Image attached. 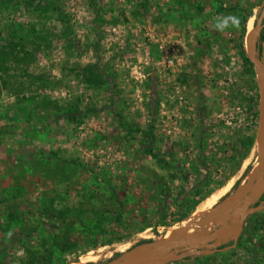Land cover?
Segmentation results:
<instances>
[{"label": "rangeland", "instance_id": "obj_1", "mask_svg": "<svg viewBox=\"0 0 264 264\" xmlns=\"http://www.w3.org/2000/svg\"><path fill=\"white\" fill-rule=\"evenodd\" d=\"M263 8L264 0H0V264H106L174 228L219 232L206 216L248 189L259 158L245 37ZM234 17L237 25L223 26ZM163 40L181 59L173 71L156 48ZM256 55L264 64V27ZM118 205L129 213L116 221ZM99 211L108 221L93 233ZM169 264H264V211L246 221L236 247Z\"/></svg>", "mask_w": 264, "mask_h": 264}, {"label": "water", "instance_id": "obj_2", "mask_svg": "<svg viewBox=\"0 0 264 264\" xmlns=\"http://www.w3.org/2000/svg\"><path fill=\"white\" fill-rule=\"evenodd\" d=\"M263 17L264 8L254 27L246 33L245 37L246 57L256 71V84L259 94V120L256 139L259 160L248 189L227 201L223 210L218 213L222 219L221 228L216 234H183L157 241L142 242L106 264H169L189 256L211 255L216 252L227 251L236 247L247 216L263 210L264 200L259 206L250 207L264 193V64L256 55L257 38L264 26L262 24ZM207 217L205 218L206 222H208ZM229 242H232V245L221 248ZM144 254H148L150 257H143Z\"/></svg>", "mask_w": 264, "mask_h": 264}, {"label": "bare ground", "instance_id": "obj_3", "mask_svg": "<svg viewBox=\"0 0 264 264\" xmlns=\"http://www.w3.org/2000/svg\"><path fill=\"white\" fill-rule=\"evenodd\" d=\"M252 19H249V21H248V24H247V30L248 31H250V30H252ZM245 45H246V42H245ZM256 150H257V147H256ZM257 152H258V150H257ZM257 160H259V158L257 159ZM257 167V166H256ZM256 167L254 168V170L252 171V176H253V174H254V171L256 170ZM228 190V186L227 187H223V190H222V192H219V194H212V195H210L204 202H202L204 205H203V208H210V207H212V206H214V205H216V203H217V201L219 200V198L221 197V196H223V194H225L226 193V191ZM243 190H245V188H243L242 186H240L239 187V189H238V192H241L242 193V191ZM240 193V194H241ZM237 195V194H236ZM230 199L228 198V199H226L225 201H223L222 203H221V205L220 206H217L216 208H217V211L215 212V213H213V214H209L208 215V217H207V221H208V223L210 222V223H215V224H217V223H219V222H221V217L218 215V213L220 212V211H222L223 210V208H224V206H225V204L227 203V201H229ZM201 207V206H200ZM215 208V209H216ZM197 209H200V208H197ZM196 211H198V210H196ZM201 211V210H200ZM213 211V210H212ZM203 212V211H202ZM194 217V216H193ZM204 217V216H203ZM187 221V220H186ZM186 223H188V222H186ZM206 223V222H205ZM206 226V225H205ZM181 227V226H180ZM183 228V227H182ZM191 228V227H190ZM187 229H189V228H187ZM186 229V230H187ZM193 231V230H192ZM204 231V230H203ZM186 231H184V229H181V228H174V229H171L170 231H169V234H168V237H173V236H177V235H185V234H187V233H185ZM188 234H190V233H188ZM204 234V233H203ZM161 238V237H160ZM166 238V237H165ZM124 248H125V246H123ZM121 251V250H120ZM143 257H150L148 254H144L143 255ZM90 261V259L89 258H85V259H80L79 260V262H76V263H73V264H86L87 262H89Z\"/></svg>", "mask_w": 264, "mask_h": 264}, {"label": "trees", "instance_id": "obj_4", "mask_svg": "<svg viewBox=\"0 0 264 264\" xmlns=\"http://www.w3.org/2000/svg\"><path fill=\"white\" fill-rule=\"evenodd\" d=\"M248 14H251V12H249V13H247V14H245V16H244V19H243V21H245L246 19H247V17H248ZM249 17H250V15H249ZM245 24H243V26H244ZM244 30H245V27H244ZM241 48L243 49V45L241 44ZM248 61V60H247ZM248 62H250V61H248ZM97 74H98V78L97 79H99L100 81L99 82H105L106 81V79H107V77H105L104 75H102V73H99L98 71L96 72ZM86 80H87V82H89V84L88 85H90V81H89V79H87L86 78ZM96 176H98L97 174H96ZM95 175H93L92 177L93 178H95L96 177ZM97 180V179H96ZM99 180V179H98ZM208 183L206 182V185H207ZM100 188V187H99ZM107 188H108V191L107 192H109V194L110 195H112L113 197H114V194H115V192H114V188L113 187H110V185H109V183L107 184ZM213 190H214V187H209V189H202V188H199L198 190H197V193H199L200 195H201V198L200 199H204L207 195H209V194H211L212 192H213ZM97 194V193H96ZM176 199V198H175ZM194 204H196V201H194L193 202V206H194ZM125 209L126 208H124V206L122 207V206H120V205H118V208L115 210V212H114V217H115V220L116 221H119L120 220V216L122 215V213L123 214H125V213H129L128 211L126 212L125 211ZM99 213H100V215H101V217L100 218H98L97 217V221H96V223H94L92 226H93V228H90L89 230L90 231H92L93 230V233L94 232H97L98 230H99V232H101V228H102V226L104 225V223L105 222H107L108 221V219H107V216H105V213H104V211H99ZM185 215H183V217H184ZM8 217H9V219H12L13 220V223H15L17 220H18V218L17 217H15L14 215H8ZM77 223L79 224V225H82V223L80 222V221H77ZM104 233H105V231H103ZM106 240V239H105ZM109 240H106V241H104L102 244H104V243H106V242H108ZM54 244V243H53ZM36 256L34 257L35 259H36V261L38 260V257H39V253H38V251L36 252Z\"/></svg>", "mask_w": 264, "mask_h": 264}, {"label": "built area", "instance_id": "obj_5", "mask_svg": "<svg viewBox=\"0 0 264 264\" xmlns=\"http://www.w3.org/2000/svg\"><path fill=\"white\" fill-rule=\"evenodd\" d=\"M156 48L162 56L164 69L173 71V69L180 66L179 63L181 59L178 57L177 51L175 49V43H173L172 41H159ZM136 77L143 79L144 74L139 70L136 73Z\"/></svg>", "mask_w": 264, "mask_h": 264}, {"label": "flooded vegetation", "instance_id": "obj_6", "mask_svg": "<svg viewBox=\"0 0 264 264\" xmlns=\"http://www.w3.org/2000/svg\"><path fill=\"white\" fill-rule=\"evenodd\" d=\"M264 27V26H263ZM262 31V30H261ZM264 200V193L262 194V196L254 203V204H252V205H250V207H256V206H259L260 204H261V202ZM261 211H264V208H263V210H261ZM261 211H259V212H261ZM256 213H258V212H255V213H253V214H251V215H249V216H247V218H246V221L250 218V217H252L254 214H256ZM246 221H245V223H246ZM245 223H244V227H245ZM244 227H243V230H244ZM243 233V232H242ZM242 235V234H241ZM241 237V236H240ZM230 245H232V242H229L228 244H226L225 246H221V248H224V247H226V246H230ZM216 253H218V252H216Z\"/></svg>", "mask_w": 264, "mask_h": 264}, {"label": "crops", "instance_id": "obj_7", "mask_svg": "<svg viewBox=\"0 0 264 264\" xmlns=\"http://www.w3.org/2000/svg\"><path fill=\"white\" fill-rule=\"evenodd\" d=\"M190 13H191V12H190ZM229 19H230V18H229ZM229 19H228V20H229ZM238 19H239V17H234V18L230 19V20L227 21V22L224 20V23H226V24L223 23V26H224V25H229L230 23H232V24H236V25H237V24H238Z\"/></svg>", "mask_w": 264, "mask_h": 264}]
</instances>
